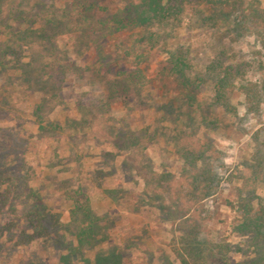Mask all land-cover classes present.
Returning <instances> with one entry per match:
<instances>
[{"label":"rangeland","instance_id":"374dc122","mask_svg":"<svg viewBox=\"0 0 264 264\" xmlns=\"http://www.w3.org/2000/svg\"><path fill=\"white\" fill-rule=\"evenodd\" d=\"M133 1L94 0L92 14L107 19ZM246 1L264 9V0ZM6 4L19 15L11 21L5 11L0 19V56L8 39L2 22L18 29L23 18L73 6L68 0ZM191 13L188 8L184 16ZM184 16L167 24L155 49L144 50L149 85L141 95L134 91L111 101L110 112L109 81L94 69L100 57L87 39L77 46L64 36L61 66L49 65L61 82L58 97L47 102L42 122L35 116L42 95L14 87L12 73L0 71V174L15 176L42 196L64 231L58 240L19 248L3 238L0 264H98V256L112 254L121 264H209L216 244L227 251L230 264H264V229L262 235L241 232L240 213L231 205L237 188L255 185L258 175L263 183H257L253 203L264 206V28L228 19L206 4L190 20ZM145 31L100 42L117 58L121 53L115 50L138 46ZM175 51L188 54L192 75L203 79L194 108L187 107L188 94L170 71ZM220 60L243 71L227 89L228 104L218 99L217 76L211 73ZM179 127L209 141L201 159L180 148L174 135ZM78 191L90 201L99 227L91 246L80 247L76 237L85 222L82 214H71L70 198Z\"/></svg>","mask_w":264,"mask_h":264},{"label":"trees","instance_id":"16d2710c","mask_svg":"<svg viewBox=\"0 0 264 264\" xmlns=\"http://www.w3.org/2000/svg\"><path fill=\"white\" fill-rule=\"evenodd\" d=\"M6 1L8 0H0V19L2 20V16L7 11L12 21L14 16L19 15V12H13ZM68 1L72 2L73 6L68 5L63 9L50 7V10L41 11V14L35 18H23V24L18 29H13L4 22L1 23L4 26L3 34L7 35L8 39L6 48L0 56V71L12 73L10 80L14 83V87L42 95L43 101L37 106L35 112L40 122L43 119L42 112L45 106L58 97V85L61 82L53 70H50L49 65L52 68L61 66L64 54L61 46L66 41L64 36L72 37L77 46L84 44L83 39L89 40L86 41L89 45L91 44L89 49H93L99 55V61L93 68L109 81L108 89L111 96L107 98V107L110 112L111 101L127 98L134 91L141 95L149 85L144 69L148 61V53L144 50L155 49L159 45L161 31L167 29V24L173 18L180 19L184 16L186 9L190 8L192 13L190 17L184 16L185 20H190L197 9L206 4L220 11L222 16L228 19L236 17L245 24L254 22L264 28V9L248 6L246 0H134L107 19L92 14L96 7L94 0ZM105 11L110 12V10ZM153 28L161 30L154 32L151 30ZM137 30H146L145 35L138 38V46L121 47L120 51L115 50L116 53H121V56L117 58L108 55L104 50V44L100 42L101 39H108L115 34ZM36 50L42 51L43 55L40 52L35 53ZM30 52H32V58L24 55ZM170 59L171 73L179 86L188 94L187 107L194 108L197 91L201 88L203 79L192 75V65L188 54L180 51L171 52ZM117 61H123L124 65L117 67ZM45 62L48 64H44ZM211 73L217 76L218 99L228 104L227 89L233 87V81L242 75L241 66H227L220 60L219 63L213 64ZM62 74L65 75V73ZM255 87L258 86L255 85ZM243 90L246 91L247 97L252 99L249 96V88L243 87ZM15 92L16 89H14ZM83 108L85 107L80 106V109ZM176 115L177 112L174 111L171 117ZM57 127L61 128V126ZM174 135L180 148L191 158L201 159L208 151L209 141L195 131L191 132L179 127L176 128ZM136 140H139L138 136ZM255 173L258 174L257 171ZM251 176L250 180L253 177ZM254 178L255 185L248 183L247 186L237 188L236 203L231 205L240 213L239 229L241 232H255L262 235L264 206L257 209L252 195L256 192L257 183L261 184L263 181L258 175H254ZM70 199L73 201L74 208L71 212L72 216L82 214L85 221L81 223L82 228L76 234L80 247L91 246L93 241H96L95 236L99 227L95 224L97 219L92 218L90 201L81 191L76 192L75 196ZM87 220L92 221L89 223ZM62 237H64V231L60 218L51 213L44 198L30 190L27 183L23 185L15 176L4 177L0 174V246L4 244L3 238L6 239L7 246L14 245V248H19L43 240H58ZM76 250H71L72 254H76ZM116 259L120 260V256L100 255L96 262L98 264H121V260ZM184 264H189V262L185 261ZM209 264H230L228 253L221 244H216L212 248Z\"/></svg>","mask_w":264,"mask_h":264}]
</instances>
